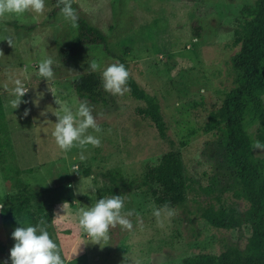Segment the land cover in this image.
<instances>
[{"label":"rangeland","instance_id":"374dc122","mask_svg":"<svg viewBox=\"0 0 264 264\" xmlns=\"http://www.w3.org/2000/svg\"><path fill=\"white\" fill-rule=\"evenodd\" d=\"M73 1L79 14L105 34L106 45L83 46L67 62L64 50L73 45L77 25L56 10L52 0H45L41 14L29 10L22 16H0V99L9 135L8 142L0 137V204L5 209L0 210V246L12 248V231L31 225L35 204L32 198L17 211L18 203L5 202L53 187V240L70 264H182L198 253L219 254L232 247L243 251L248 224L226 230L212 227L202 217L207 203L217 206L216 201L193 192L179 207L154 204L150 190L141 184L145 166L156 163L171 145L140 113L143 103L128 92L123 96L106 92L100 71L95 72L101 81L99 102L80 98L73 81L91 72L93 61L103 67L126 64L140 87L157 98L188 177L195 185H206L220 157L214 136L203 127L210 109L220 105L232 86L230 57L238 48L233 45L238 10L254 0ZM6 36L12 38L11 45ZM45 58L53 60L55 73L48 82L37 78L38 63ZM17 78L28 91L12 109L11 89ZM262 99L264 104V95ZM63 103L74 111L81 103L90 106L101 131L89 132L100 138V147L77 146L68 153L58 148L52 131L54 114ZM245 129L257 140L261 126L256 121L247 120ZM253 153L264 159V150ZM77 168H88L91 174L76 173ZM106 171L118 172L130 185L120 196L123 211L133 212L129 219L134 228H111L109 239L99 245L80 229L78 211L110 197L104 192L108 183L98 175ZM221 202L236 205L241 214L248 206L232 192ZM168 211L174 215L169 217Z\"/></svg>","mask_w":264,"mask_h":264},{"label":"trees","instance_id":"16d2710c","mask_svg":"<svg viewBox=\"0 0 264 264\" xmlns=\"http://www.w3.org/2000/svg\"><path fill=\"white\" fill-rule=\"evenodd\" d=\"M52 1L55 9L61 10V0ZM72 8L78 17L77 36L73 45L64 50L65 62L83 46L106 45L105 34L79 14L73 0ZM236 21L233 45L238 48L230 57L232 86L225 92L220 105L210 109L203 127L205 132L214 136L220 157L206 185H195L188 177L182 153L168 136L167 124L157 98L141 88L130 74L128 78L129 96L143 103L140 113L148 117L158 136L171 145L156 163L145 166L141 184L150 190L154 204L158 207H179L194 192L197 196H205L217 202V206L207 203L202 211V217L212 227L233 230L246 223L250 228L243 251L232 247L219 254L198 253L184 258L182 264H264V159L253 153L254 141L264 142V0H254L252 4L240 7ZM8 24L27 30L34 28L14 22ZM124 66L127 70L126 64ZM73 86L82 99L91 102L102 99L101 81L95 72L77 76ZM249 119L261 126L257 140L246 132L245 125ZM0 137L9 141L1 99ZM75 172L91 174L88 168H77ZM98 175L108 183L104 192L109 196L120 195L130 186L118 172L106 171ZM54 191L55 188L48 187L10 199L5 205L18 203L17 211H21L24 204L34 198L30 224L45 227L53 239L51 209ZM229 192L247 202L243 214L236 205L221 202V197ZM4 211L3 208L1 212ZM4 250L5 247L1 245L0 253ZM59 250L62 254L60 246Z\"/></svg>","mask_w":264,"mask_h":264},{"label":"clouds","instance_id":"9594fccd","mask_svg":"<svg viewBox=\"0 0 264 264\" xmlns=\"http://www.w3.org/2000/svg\"><path fill=\"white\" fill-rule=\"evenodd\" d=\"M61 3L63 4L62 14L75 24L78 17L72 8V0H61ZM44 8L45 0H0V16H22L29 10L41 14ZM4 40L11 45L10 36H6ZM90 69L93 72H101L102 86L106 92L114 96H123L130 91L129 72L124 64L113 63L103 67L100 63L93 61ZM54 75L53 60L51 58L42 59L37 66V78L48 82L54 79ZM27 91L28 87L23 80L17 78L13 81L11 89L13 99L10 101L12 109H16L22 103L21 98ZM24 114L27 115V111ZM54 116L56 122L52 136L62 152L68 153L77 146L81 149L87 145L100 147V138L91 134L89 130L99 133L101 129L92 115V109L86 103L79 104L75 111L72 105L63 103L60 105V111ZM253 149L264 150V143L254 141ZM91 190L95 192L94 188ZM124 207L125 201L120 195L100 198L96 200L94 206L79 209V227L87 237L91 238L92 243L99 245L109 239L111 228L120 226L123 230L132 231L134 225L129 217L133 215V212H124ZM2 209L3 205L0 204V210ZM153 214L157 217L161 215L159 210H155ZM167 215L171 217L174 213L168 211ZM11 238L14 240L9 252L11 264H65L58 244L50 237L47 229L39 224L17 227L12 231ZM0 264H6V262H0Z\"/></svg>","mask_w":264,"mask_h":264},{"label":"crops","instance_id":"0c3cea01","mask_svg":"<svg viewBox=\"0 0 264 264\" xmlns=\"http://www.w3.org/2000/svg\"><path fill=\"white\" fill-rule=\"evenodd\" d=\"M9 252H10L9 248L5 247V250L0 253V262H6V264H11ZM64 260H65V264H70L71 259L67 255L65 256Z\"/></svg>","mask_w":264,"mask_h":264}]
</instances>
